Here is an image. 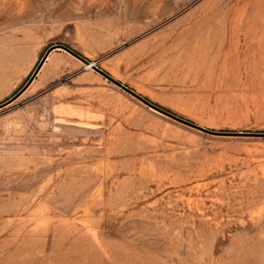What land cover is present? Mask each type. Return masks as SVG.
<instances>
[{"label": "rangeland", "instance_id": "obj_1", "mask_svg": "<svg viewBox=\"0 0 264 264\" xmlns=\"http://www.w3.org/2000/svg\"><path fill=\"white\" fill-rule=\"evenodd\" d=\"M3 37L0 103L61 44L264 133V0H0ZM0 264H264V137L55 50L0 109Z\"/></svg>", "mask_w": 264, "mask_h": 264}, {"label": "water", "instance_id": "obj_2", "mask_svg": "<svg viewBox=\"0 0 264 264\" xmlns=\"http://www.w3.org/2000/svg\"><path fill=\"white\" fill-rule=\"evenodd\" d=\"M55 50H61L64 51L65 53L73 56L74 58H76L77 60H79L80 62H82L84 65H90L91 69L95 72H97L98 74H100L102 77H104L106 80H108L109 82H111L112 84H114L115 86H117L118 88H120L122 91H124L125 93H127L128 95H130L131 97L135 98L136 100H138L139 102L143 103L145 106H147L149 109H151L152 111L163 115L167 118H170L178 123H181L185 126H188L194 130H197L199 132H203L206 134H210V135H214V136H256V137H264V133H247V132H218V131H213V130H208L205 129L203 127H200L186 119H183L165 109H163L162 107H159L157 105H155L154 103H152L151 101L147 100L146 98H144L143 96L135 93L132 89L128 88L127 86L121 84L120 82L114 80L111 76H109L107 73H105L104 71H102L99 67L96 66V64L94 62H89L87 59H85L83 56L75 53L73 50L69 49L68 47L61 45V44H56V45H52L49 48H47V50L44 52V54L42 55V57L40 58L37 66L35 67L34 71L32 72L31 76L29 77V79L26 81V83L18 90L16 91V93H14L11 97H9L7 100L3 101L2 103H0V109L10 105L13 101H15L27 88L28 86L32 83V81L35 79V77L37 76L38 72L40 71L41 67L43 66L44 62L46 61L47 57L49 56V54Z\"/></svg>", "mask_w": 264, "mask_h": 264}, {"label": "crops", "instance_id": "obj_3", "mask_svg": "<svg viewBox=\"0 0 264 264\" xmlns=\"http://www.w3.org/2000/svg\"><path fill=\"white\" fill-rule=\"evenodd\" d=\"M0 41H1V43H3V45H6L5 51H9V45H10V43L8 42V37H3V38L0 39ZM11 45H12V49H11L12 50V53L15 54L16 52H19V53L23 52V48L22 47L19 49V51H17V49L15 48V42H14V40L12 41V44Z\"/></svg>", "mask_w": 264, "mask_h": 264}, {"label": "trees", "instance_id": "obj_4", "mask_svg": "<svg viewBox=\"0 0 264 264\" xmlns=\"http://www.w3.org/2000/svg\"><path fill=\"white\" fill-rule=\"evenodd\" d=\"M70 49V48H69ZM75 52V51H74ZM75 53H77V52H75ZM77 54H79V53H77ZM80 55V54H79ZM7 100V99H6ZM148 100V99H147ZM156 105V104H155ZM158 106V105H157ZM160 107V106H159ZM163 109H165V108H163ZM165 110H167V109H165ZM167 111H169V110H167ZM169 112H171V111H169ZM171 113H173V112H171ZM174 114V113H173ZM176 115V114H175ZM180 117V116H179Z\"/></svg>", "mask_w": 264, "mask_h": 264}, {"label": "bare ground", "instance_id": "obj_5", "mask_svg": "<svg viewBox=\"0 0 264 264\" xmlns=\"http://www.w3.org/2000/svg\"><path fill=\"white\" fill-rule=\"evenodd\" d=\"M85 67L88 68V69H91V66L90 65H87V66L85 65Z\"/></svg>", "mask_w": 264, "mask_h": 264}]
</instances>
